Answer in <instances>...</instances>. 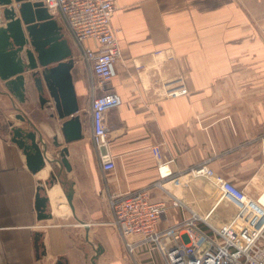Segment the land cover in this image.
Here are the masks:
<instances>
[{"label": "crops", "instance_id": "1", "mask_svg": "<svg viewBox=\"0 0 264 264\" xmlns=\"http://www.w3.org/2000/svg\"><path fill=\"white\" fill-rule=\"evenodd\" d=\"M13 6L20 15V3ZM112 23L123 51L111 84L123 102L105 116L113 171L104 172L93 142L90 91L82 97L93 76L84 63L75 60L73 69L84 138L69 144L63 120L52 116L54 106L42 108L30 79L26 103L0 79V264H93L98 248L96 264H166L154 243L127 252L112 224V195L149 190L153 200L166 201L161 231L214 208L217 187L190 174L204 163L251 197L264 191V0H117ZM158 50L174 58L156 55ZM176 77L187 93L164 97L159 81ZM14 126L37 131L47 164L36 173L12 140ZM154 146L172 159V177H160ZM64 147L70 170L61 162ZM39 185L51 218L38 216ZM236 213L222 203L208 221L221 227ZM238 229L235 224L230 236L244 244Z\"/></svg>", "mask_w": 264, "mask_h": 264}, {"label": "built area", "instance_id": "2", "mask_svg": "<svg viewBox=\"0 0 264 264\" xmlns=\"http://www.w3.org/2000/svg\"><path fill=\"white\" fill-rule=\"evenodd\" d=\"M43 1L51 13L62 19L64 31H68L73 44L75 60L79 58L92 73V138L104 172L113 171L116 168L115 157L103 148L107 145L109 134L106 113L123 102L122 96L111 86L123 59L118 29L112 23L117 0ZM164 52L158 50L155 54L166 55L170 60L174 58ZM159 87L164 97L171 98L188 91L182 77L159 81ZM153 152L159 160L160 177H172V159H166L159 146H154ZM190 174L194 178H206L217 187L219 196L214 208L205 217L193 213L161 231L157 230V224L167 212L166 201L153 200L149 190L110 197L113 224L119 229L127 252L133 254L139 247L154 243L162 252L166 264H264V208L258 215L249 218L254 219L252 224L256 237L250 245L242 247L231 238L230 232L235 227V221L250 206V195L244 188L217 174L207 163L191 169ZM222 203L234 205L237 213L229 223L215 227L208 219ZM185 235L187 240L183 238ZM137 237L141 238L137 240Z\"/></svg>", "mask_w": 264, "mask_h": 264}, {"label": "water", "instance_id": "3", "mask_svg": "<svg viewBox=\"0 0 264 264\" xmlns=\"http://www.w3.org/2000/svg\"><path fill=\"white\" fill-rule=\"evenodd\" d=\"M15 1L20 3V15L13 6L14 0H0V79L21 103L28 100L27 81L30 79L38 92L42 108L54 106L55 112L52 116L57 115L63 120L61 130L65 142L69 144L80 140L84 138V132L73 76L76 61L70 39L63 25L45 6L43 0ZM26 72H30L29 76ZM20 117L23 121L26 120L24 114L21 113ZM12 140L23 150L28 167L34 173L46 166L45 152L40 146L35 129L14 126ZM55 140L59 145L58 137ZM103 149L106 152V148ZM68 154V147L60 150L61 162L70 170ZM48 160L55 166L52 157ZM51 177L56 178L54 169ZM49 182L46 181L47 184ZM45 191V186L39 185L36 209L40 219L52 217ZM67 197L73 206L72 190L67 192ZM101 252L102 248H98L97 254L92 258L93 264H96ZM58 264H62V261Z\"/></svg>", "mask_w": 264, "mask_h": 264}, {"label": "rangeland", "instance_id": "4", "mask_svg": "<svg viewBox=\"0 0 264 264\" xmlns=\"http://www.w3.org/2000/svg\"><path fill=\"white\" fill-rule=\"evenodd\" d=\"M58 18V20L60 21V23L63 25L62 19L60 18V16H56ZM67 37L70 39V35L68 33L67 30H65ZM71 42V39H70ZM72 44V42H71ZM73 45V44H72ZM78 63L82 62L79 58L76 60ZM83 63V62H82ZM79 65V64H76ZM82 65V64H81ZM79 76V75H78ZM80 79V76H79ZM84 86H86V92L82 95V97L88 99L89 96V91H90V85H87L86 83L84 84ZM24 122L27 124H29L28 122V118H26V120H24ZM264 189V188H263ZM260 195V194H259ZM258 195V196H259ZM257 197H250L252 198V202L250 203V206L248 207V209L245 211V213L239 217L235 223V224H239V234L238 236H236L237 238H239L241 241H246L244 244H241L239 242L236 241V243L242 247H247L248 245L251 244V242L255 239V226L252 224L254 219L249 220V218H251L252 215L256 214L261 211L262 208H264V206L260 203L257 202ZM113 224V222H112ZM114 225V224H113ZM115 226V225H114ZM117 228V227H116ZM233 238V237H232ZM234 240V239H233ZM235 241V240H234Z\"/></svg>", "mask_w": 264, "mask_h": 264}, {"label": "bare ground", "instance_id": "5", "mask_svg": "<svg viewBox=\"0 0 264 264\" xmlns=\"http://www.w3.org/2000/svg\"><path fill=\"white\" fill-rule=\"evenodd\" d=\"M53 198H55V196H53ZM250 198H251V197H250ZM258 200H259L260 203H262V204L264 205V191H263V193H261V194L259 195ZM251 202H252V200H251ZM90 262H91V261H90Z\"/></svg>", "mask_w": 264, "mask_h": 264}]
</instances>
